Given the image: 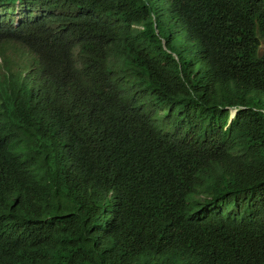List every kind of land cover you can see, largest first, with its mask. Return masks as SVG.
I'll use <instances>...</instances> for the list:
<instances>
[{"label":"trees","instance_id":"trees-1","mask_svg":"<svg viewBox=\"0 0 264 264\" xmlns=\"http://www.w3.org/2000/svg\"><path fill=\"white\" fill-rule=\"evenodd\" d=\"M0 37V264H264V0H0Z\"/></svg>","mask_w":264,"mask_h":264},{"label":"clouds","instance_id":"clouds-1","mask_svg":"<svg viewBox=\"0 0 264 264\" xmlns=\"http://www.w3.org/2000/svg\"><path fill=\"white\" fill-rule=\"evenodd\" d=\"M27 50H28L27 42L22 39L16 37H0V73L7 69L6 62L9 59L23 57V53ZM23 58L24 60H26V57ZM168 110H161V114L167 115L166 112ZM235 115H236V111L233 110L231 118H233ZM0 234H1V228H0Z\"/></svg>","mask_w":264,"mask_h":264},{"label":"rangeland","instance_id":"rangeland-1","mask_svg":"<svg viewBox=\"0 0 264 264\" xmlns=\"http://www.w3.org/2000/svg\"><path fill=\"white\" fill-rule=\"evenodd\" d=\"M166 113L170 119H177L179 117H184V115L178 114L177 112H170L169 110Z\"/></svg>","mask_w":264,"mask_h":264}]
</instances>
